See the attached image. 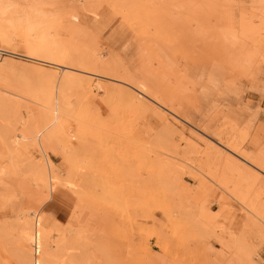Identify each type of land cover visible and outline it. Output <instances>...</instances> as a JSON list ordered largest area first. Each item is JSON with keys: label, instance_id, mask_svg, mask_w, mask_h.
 Returning a JSON list of instances; mask_svg holds the SVG:
<instances>
[{"label": "rangeland", "instance_id": "374dc122", "mask_svg": "<svg viewBox=\"0 0 264 264\" xmlns=\"http://www.w3.org/2000/svg\"><path fill=\"white\" fill-rule=\"evenodd\" d=\"M117 2L124 5L121 14L130 7L133 16H120L112 0H94V14L72 0H11L4 8L8 33L21 38L19 51L26 53L33 42L39 58L48 61L4 55L14 58L16 72L0 91L21 96L7 113L9 121L31 110L39 129L49 123L42 105L71 79L53 64L59 59L53 40L77 56L98 45L112 64L96 76L72 72L93 85L82 101L68 93L75 107L66 112L64 134L43 137L57 176L53 192L36 185L26 168L31 159L42 161L38 149L29 146L14 160L0 138V224L8 226L0 229V264H27L20 256L26 243L17 214L32 219L41 211L52 220L45 226L54 229L57 264L72 262L79 248L85 258L80 264H251L231 244V230L259 253L252 259L264 264V0ZM64 60L74 64L70 57ZM126 75L150 89L143 99L157 114L129 101L127 94L136 90L123 83L134 85ZM226 139L249 152L252 165L226 152ZM223 152L244 165L245 173L234 170ZM206 162L205 171L199 169ZM179 184L186 187L183 207ZM236 186L262 208L261 216L231 195ZM205 207L214 211L212 227L192 219L193 210Z\"/></svg>", "mask_w": 264, "mask_h": 264}, {"label": "bare ground", "instance_id": "6f19581e", "mask_svg": "<svg viewBox=\"0 0 264 264\" xmlns=\"http://www.w3.org/2000/svg\"><path fill=\"white\" fill-rule=\"evenodd\" d=\"M9 1L11 2V0H0V41L3 40L4 44L8 45V46L6 45L8 48H2L1 44H0V50L6 51L9 54V56L20 57V58H23V59L28 60V61L48 62L46 60H43V59L39 58V56L37 54V52H38L37 45H35V43H33V42H30V43H28L26 45V47H27V50H26L27 52L26 53H22V52L19 51V48H18L19 46L18 45L21 44V38H19L18 35H14V34L8 33L7 29H8L9 26L6 23L4 15H3L4 8H5V6L7 5V3ZM57 1H64V0H57ZM72 1L77 6L82 7L83 10H87V11L89 10L88 12H92V7H93L92 3L94 2V0H72ZM205 3L208 6L207 1ZM208 3H210V2L208 1ZM214 3H215V1L213 2V4ZM213 4H211V5L213 6ZM206 5L205 6L202 5V6L205 7V9H206ZM112 6H113V8L116 10V12L120 16L123 15L124 17L126 16V15H124V14H126L125 12H127L128 9L130 8V7L128 8V6H125V7L128 8L127 11H125L124 14H121L122 9L124 8V5L123 6H119V3L117 2V0H112ZM200 8H201V6H200ZM214 8H216V6H214ZM201 10H202V8H201ZM128 12H127V14L129 16H126V18L130 17V15L133 16L132 13H134V12H132L131 14H129ZM202 12L205 13L203 10H202ZM202 12H200V13H202ZM92 14H94V13L92 12ZM219 15H221V14L218 13L217 16L219 17ZM215 16L216 15H214V17ZM188 17H190V16H188ZM133 18L135 19L137 17H132L131 19L133 20ZM225 18H226V20L229 19L228 17H225ZM224 20L225 19H222L220 21L223 22ZM129 22H130V20H129ZM140 22H141V19H140ZM224 22H226V21H224ZM230 22H227V23L230 24ZM246 24H247V22H246ZM212 25H214V24H212ZM225 26L227 27L228 25H225ZM225 26H224V29H226L227 32H230V29H229L230 27L228 26L229 28H225ZM242 26L244 27L243 30L246 27L247 28L250 27L249 24H247V26L246 25H242ZM246 29H245V31H246ZM202 30L204 31L205 29H202ZM206 30H208V29H206ZM206 30H205V32H207ZM167 32L168 31L166 30L165 34ZM168 33H169L168 34L169 36L174 37V36L170 35V32H168ZM202 34L204 35L205 33H202ZM215 34H214V38L216 37ZM168 35H167V37H168ZM210 35H208V36H210ZM229 36L231 37V35H229ZM235 36L236 35H234V36L232 35L233 39L235 38ZM225 37L222 39L223 42H225L228 39V35L225 36ZM164 39H166L165 36H164ZM212 39H213V37H212ZM169 40H167V41L169 42ZM170 42H172V41H170ZM217 42H218V40H217ZM210 43L213 44L212 42H210ZM84 44H86V43H84ZM92 44H94V42ZM92 44H91V46H93ZM16 46H18V47H16ZM97 46L95 45L94 49H92V47H89V48H91V50H86L85 55L77 56V52H73L72 50L70 51L67 48L62 47V46L59 47L58 44H57V39H55V41L53 40V49L55 50V53H57L58 56H59L58 61L56 63H53V64L58 66V67H60L63 70L64 74L71 76V79L68 80L67 86H65L64 90L62 92H60V95H59V93L58 94L55 93L54 96L49 99V102H50L49 105H45V104L42 105V108H43L42 111H41L42 116H43V118L45 120L49 121V123L46 124V126L44 127L45 128L44 130H41V129L38 128V125L36 124V119H35L34 115L31 113L32 112L31 110H28L27 117L24 116V115L18 114V118L15 121H9L8 118L6 117L7 113L9 111L13 110V108L17 107V105L20 103L19 98L21 96H19L18 94H15L13 92H9V91H4V92L0 91V138L4 141V144L8 148V151L10 153L11 158L14 159V160L17 159L18 157H20V155L27 153L29 146H34V147H36L38 149L39 153L41 154L42 161H36L35 159H31L30 162H28V165H26V168H27V170H29V171H31L33 173V181L36 183V185L42 184L44 187L49 189L50 192L51 191L53 192L55 190V188H56V184H57V178L56 177L57 176L55 175L54 163L52 162L50 155L48 154V152L46 151V149L44 147L43 137L45 135L48 139L49 138L55 139V138L60 137L67 130V128H68L67 127L68 126L67 122L68 121L64 119L65 115L67 114L66 112H70L71 109H72L71 111H73V108L75 107L74 104H73L74 107L71 108V104L70 103H73V102H69V100L72 99L69 96V94H68V93L71 92V90H72V92H71L72 94L73 93L74 94L78 93V95H79V96H77V98H78L77 100L78 101H82L81 99H84V98L86 99V96L92 90V88H90V87H92L93 82L91 80L87 79V78H85L86 79L85 80L83 77L74 76L73 75V73H74L73 71L81 72L82 74H84V73L88 74L89 73V74H93V75L96 76V75H99V74H96V71H99L100 69H102V70L106 69L107 67L111 68L110 66H111L112 63L109 61V59H107V57L105 55H103L102 52H100L98 50ZM95 47H97V48H95ZM212 48L210 50H212ZM9 56H2V57L0 56V88L1 89H4L5 88L4 86L7 84V82L12 80L15 77V72H16L15 69H14V64H15L14 62L15 61H14V58L9 57ZM68 57H70L72 62H74L73 65L65 63L64 59H66ZM77 58L82 59V62H81L82 64L78 61L79 59H77ZM86 74H84V75H86ZM82 78L85 81L82 80ZM126 79H128V82L129 81L133 82V84L136 87L134 85H132L131 83L130 84L127 83V82H123V83H125V84L129 85L130 87L134 88V90H136V93L139 95V96H137V94L135 93L136 94L135 95L133 92L132 93H128L127 94L128 98H130L129 101H132L134 104H136L137 106H140L144 110H147V111L148 110H152L153 112L155 111L154 113L157 114V111H160V110L153 109L150 105H148L144 101V99L146 98L145 96H148L147 93H149L150 89H148L146 87V85L143 84V83L139 84V82H138V84H135L134 81H133L134 79L132 80V78H129V77L127 78V75H126ZM135 82H137V81H135ZM95 86L98 89H100L102 87L100 82H97L95 84ZM120 87H118V88H120ZM73 89H75V90H73ZM121 90L123 91L122 88H121ZM121 90H119V91H121ZM125 90H127V89L124 88V91ZM130 90H132V89H130ZM73 91H75V92H73ZM122 91H121V93H122ZM126 92H123V93L125 94ZM106 93H107V90H106ZM113 93H112V95H113ZM116 93L120 94L119 92H116ZM69 97L71 99H69ZM153 104H154V102H153ZM134 107H136V106H134ZM139 111L141 112L140 109H139ZM86 113H87V111H86ZM81 115H83L82 112H81ZM90 116L92 118V115H90ZM93 116H94V114H93ZM162 116H163V114H162ZM81 117H83V116H81ZM88 117H89V115H88ZM82 119H84V117ZM95 119H97V118H95ZM101 121H103V120H101ZM94 122H96V121H94ZM66 123H67V125H66ZM99 123H101V122H99ZM103 123H104V121H103ZM167 123H169V122H166V124ZM152 125H151V127H153ZM171 126H173V125H171ZM154 127H156V126L154 125ZM148 128L150 129L149 131H152V128H150V127H148ZM159 129H161V127ZM160 131H162V130H160ZM163 132H164V130H163ZM80 133L82 134V132H80ZM155 134H156V132H155ZM158 135H157V137H159ZM168 135L166 136V138L168 137ZM154 136H156V135H154ZM82 137H83V135H82ZM160 139H162V138H160ZM229 140L230 139H228V140L226 139V141L224 142L226 144L225 146H223L221 144L222 147L224 149H226V152L229 151L231 154H233L235 157H237V159H239L242 163L247 164V165H252V162H254L253 161V159H254L253 156L249 152H246V151L244 152L241 149H239V150L236 149L235 146H234L235 147L234 148L233 145L231 143H229ZM214 152H216V151H214ZM221 152L222 151H220V153ZM223 154H224V152H223ZM223 154H221V155L219 154V155L223 156ZM22 156H24V155H22ZM224 156L226 157L225 160L227 162L231 163L230 166L234 165L233 169L236 168L238 170H240V169H244L245 170L246 167H244V165H242L240 162H238V160L237 161L234 160L230 155H226V153L224 154ZM225 157H223V158H225ZM227 165H228V163H227ZM207 166H209V162H206L204 165H200L199 169H202V170L205 171V167H207ZM195 168H196V166H195ZM244 170H240V171H244ZM202 173H203V171L201 172L200 176L202 175ZM241 173H243V172H241ZM244 173H245V171H244ZM223 182H224V180H223ZM202 185H203V183H202ZM177 187H179L178 189L181 192V196L179 197V200L177 199V201H179L178 202L179 206L183 207L184 203H185L184 202L185 201V196H183V195H185L186 187L184 185H182V184H179ZM240 189H239L238 186H236L231 191V195H233L238 200L243 201L242 204L244 203V205H245V203L247 202L246 204L248 205L250 203V202H248L249 196H248V198H246V196L242 193L243 189L241 190V192H240ZM241 201H239V202H241ZM249 201H250V199H249ZM225 204L228 205V201L226 199H225ZM247 205H246V207H247ZM249 205H251V207H252V209H251L250 206H249L250 208L248 207L249 210L250 209L253 210L252 214H254V211L257 212V214H255V215H258V212H262L263 213L262 208L258 207L254 202L253 203L251 202ZM243 207L246 208L245 206H243ZM240 214H242L241 216H244V213L242 211L240 212ZM192 216H193V218L190 217V216L189 217L192 218L197 225L205 226V227H212L213 223H214V220L216 218L215 214H214V211L212 209H209V208L207 209L206 207L203 210H201L200 212H197V211L193 210ZM259 216H261V214H259L256 217L258 218ZM16 219H17L16 220L17 221L16 225L21 230L20 236L26 243L25 249H23L22 250V254H20V256L22 255L21 260H23V262H25L27 264H57L58 263V259L55 258V256L52 253V250H51L52 248H54V244L56 242L55 240L52 241V231H54V229L52 228L51 230L47 231V227L45 226V225H47L48 223H50L52 221L51 217L48 214L44 215V213H42V211H41L40 213H37L32 219L28 218V216H26V215H24L22 213L17 214V218ZM260 219H261V217H260ZM262 220H264V219H262ZM259 221H261V220H259ZM256 224L258 226V223L255 221L254 226ZM257 226H256V228H257ZM1 228L6 230V229H8V226L4 222L3 224L2 223L0 224V229ZM230 233H232V235H233L231 244L239 250V253H241L243 255L242 258L245 259L246 261L249 260V262L251 264H257V261H255V259L253 260L252 257L253 256L259 257L260 256L259 253L257 251H254V250L250 249L249 246L246 245L245 241L241 237H239L237 235V233H235V230H231ZM6 238H8V236ZM69 245H70V243L66 242V246H69ZM83 254H84L83 250L79 248L78 252L75 253V255H74V260L72 262H70L69 264H74V263L80 264L85 259Z\"/></svg>", "mask_w": 264, "mask_h": 264}, {"label": "crops", "instance_id": "0c3cea01", "mask_svg": "<svg viewBox=\"0 0 264 264\" xmlns=\"http://www.w3.org/2000/svg\"><path fill=\"white\" fill-rule=\"evenodd\" d=\"M57 206L55 203H54V207ZM63 215L64 216H68V214H66V211L64 210L63 211ZM216 249H220V247H218L217 245H215Z\"/></svg>", "mask_w": 264, "mask_h": 264}, {"label": "built area", "instance_id": "2783aa9c", "mask_svg": "<svg viewBox=\"0 0 264 264\" xmlns=\"http://www.w3.org/2000/svg\"><path fill=\"white\" fill-rule=\"evenodd\" d=\"M6 54H7L6 51H2V50H0V56H1V57L4 56V55H6Z\"/></svg>", "mask_w": 264, "mask_h": 264}]
</instances>
